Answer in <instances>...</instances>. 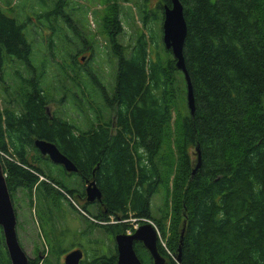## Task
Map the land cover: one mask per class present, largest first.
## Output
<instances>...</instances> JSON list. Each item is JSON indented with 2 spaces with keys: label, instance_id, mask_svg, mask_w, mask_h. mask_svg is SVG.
<instances>
[{
  "label": "trees",
  "instance_id": "16d2710c",
  "mask_svg": "<svg viewBox=\"0 0 264 264\" xmlns=\"http://www.w3.org/2000/svg\"><path fill=\"white\" fill-rule=\"evenodd\" d=\"M64 1H54L37 22L32 13L29 19V23L46 24L53 36L48 46L53 49L63 40L72 49L64 39L65 32L53 24L57 12L56 19L80 36L64 15L71 13V8L65 10L68 2ZM179 1L187 25L182 54L195 108L194 115L188 113L182 121V135L186 145L200 146L201 159L193 175L185 162L180 170L185 175L183 182H174L179 216L169 221L174 243L170 250L177 258L184 229L180 262L161 250L166 264H264V0ZM140 5L141 26L149 35L141 31L122 45L116 5H111L116 15L104 20L108 56L112 54L117 66L112 90L107 91L105 83L102 85L86 67L80 68L83 76L62 72L72 84L82 83L81 100L90 99L93 108L103 102V109L99 107L89 125L84 115L86 127L51 111L55 97L44 92L40 84L46 63L35 64V47L24 35L25 23L6 16L0 7V67L12 58L29 71L28 78L14 72L20 83L17 90L8 93V87L4 88L13 96L4 102L14 104V108L0 112V164L8 191L11 196L26 191L25 205L29 202V207L34 196L42 204L56 199L57 194L74 201L71 193L54 189L59 183L48 166L33 165L36 158L27 160L29 152L35 151L37 158L49 161L38 153L34 142L51 143L75 165L82 182H95L102 193L96 219L105 222L114 236L127 230L129 225L124 220H152V198L168 182L173 164L170 156L162 155L166 148L162 138L171 127L170 99L174 90H179L173 83L175 75H181L184 98L187 95L185 77L164 47L162 23L160 31L152 30L153 23L149 24L143 11L147 10L145 0ZM166 6H170V0H160L157 5L162 22ZM37 29V33L32 31L34 35L41 33L39 26ZM55 34V38L63 39L55 41ZM82 44L86 45L73 51L85 52L88 43L82 39ZM88 57L94 61L91 51ZM60 65L69 69L64 58ZM65 98L60 96L58 104ZM80 108L84 111L87 106L82 103ZM232 156L236 160H231ZM39 177L46 181H39ZM111 221L114 224L108 225ZM161 221L162 217L155 220ZM134 248L143 264H149L141 246ZM35 262L30 260L28 264ZM0 264H10L2 238Z\"/></svg>",
  "mask_w": 264,
  "mask_h": 264
},
{
  "label": "rangeland",
  "instance_id": "374dc122",
  "mask_svg": "<svg viewBox=\"0 0 264 264\" xmlns=\"http://www.w3.org/2000/svg\"><path fill=\"white\" fill-rule=\"evenodd\" d=\"M54 1L56 0H0V7L6 16L17 20L19 23H25L24 35L28 42L30 40L33 42L35 47L34 57L37 59L35 64L43 66L40 62L43 61L46 63L44 77L42 78V82L40 81V84L44 88V92L49 96L51 95V97H55L54 104L53 102L50 103L51 111H56L60 115L69 116V119H72L80 127H86L84 115L89 125L90 121H94L96 118L99 107L101 106V109H103V102L99 103V106L97 105L98 107L93 108V106L89 105L91 102L90 99L81 100L79 97V86H82V83H79V86L76 83L72 84L68 75L62 72L66 71L68 74L71 73L73 75L79 72L83 76L80 68L86 67L87 71L94 75L102 85L105 83L104 86L107 91L112 90L117 66L112 54L108 56L110 50L104 20L112 19L116 15L113 12L114 8L111 6L116 5L120 10L118 17L121 21V30L119 33L122 34V37H118V40L122 45L129 43L132 39L130 36L134 37L135 34L141 31L149 35L148 31L142 29L138 14V10L141 7L140 3L143 0H67L68 5L65 10L71 8V13L64 12V15L74 24L81 37L76 36L75 32L67 26H63L60 19H56L59 15L58 12L55 15V20L52 21L57 27V30L65 32L64 39L66 38L72 46V49L65 40L57 42V47L54 44L56 47L54 49L53 46L51 48V45L48 46L50 42L52 43L53 36H51V32L46 24L43 23L42 18H40L42 21L41 25H38V23L37 25L36 23H29V19L32 18L31 13L36 17L35 22H37L40 14L49 10ZM159 1L145 0L147 10H143L149 17V24L153 23L151 29L154 31H160L161 29V14L157 10ZM62 9L59 11H62ZM140 14L144 13L141 11ZM52 19H54V16ZM37 26H39L41 33L34 35L33 32L37 33L38 31ZM56 36L57 34L54 36L55 41L57 39H63V36L55 38ZM82 39L90 46L88 47L87 45V49L83 53L74 52L73 49H79L82 45H86L82 44ZM49 51L51 55H49ZM90 51L91 56H94V61L88 57ZM51 58L54 60H51ZM63 58L67 61L69 69L61 67L60 64ZM71 60L76 63H73ZM78 62H82V64H79L80 67ZM15 71H19V73H22V76L28 78L29 71L26 72L24 65L15 59L11 58L9 63H5L0 67V73L3 74L1 75L2 79H0V112L7 108H14L13 103L8 105L4 101L8 102L10 98L13 99V96L8 93H12L14 89L17 90L20 87L19 80L14 76ZM90 81L92 80L89 79L87 82L91 84ZM182 82L181 75L177 74L174 76L173 83H176L175 85H177V89L179 88V90H174L175 93L170 99L171 127L164 132V137L162 138V142L165 143L166 147L162 155L172 158V170L168 172L169 176L166 185H161L162 188L161 186L159 187V194H156L152 198L151 206L153 215L152 220L148 219L158 231L163 249L176 262L175 255L170 250V246L174 244L171 239L172 233L170 229H167L169 226L168 222H172L173 218H178L179 216L177 203L175 202L176 191L174 192V182L179 183L184 178L185 175L184 173H180V170L184 168L185 162H188L191 166L190 168L193 170L196 166L194 163L197 158L196 146L186 145L184 143L185 138L182 135V121L184 117L186 118L189 115L187 99L183 96L184 87L182 86ZM5 87H8V93L4 91ZM63 87L65 89H71V92H62ZM97 91L98 89L95 92ZM60 96L61 98H66L59 105L57 99ZM82 103L87 106V109L84 111L80 108ZM100 112V115H102V110ZM177 123H181L179 127H177ZM197 147H199L200 151V146L197 145ZM29 155L27 157L29 162L33 160L32 158H36L33 161V165L41 168L48 166L52 171L50 174L56 180L60 178L63 181L71 183V186L76 189L81 188L82 183L78 176L65 175L59 165L37 158L38 154L35 151L29 152ZM231 158V160H236L237 157L232 156ZM166 163L168 164L167 160ZM19 192L18 195H20ZM26 195L28 194L24 191L21 197H17L23 203L21 209L18 211L17 234L19 244L27 257L34 259L39 250L41 252L48 251L46 264H59L58 261L64 254V250L71 248L72 243H79L85 240L86 252L93 247L98 255L107 257L111 262L115 261L114 235L110 232L108 226H99L90 222L65 199L68 198L66 195L65 198L62 195H58L56 199H48L47 204L39 203L34 196L32 207H29V202L25 205ZM78 206L85 209L92 217H95V207L93 205H89L87 209L80 204ZM31 212L35 221L33 218H30ZM160 217H162V221L159 223L155 222ZM112 223L114 224L111 221L108 225H112ZM130 223L129 221L127 222V224ZM138 223L139 227L147 224ZM163 230H166L164 235H162ZM90 238H92V241ZM93 244L95 246H92ZM87 253L90 254V252ZM142 254L145 256V253L142 252Z\"/></svg>",
  "mask_w": 264,
  "mask_h": 264
},
{
  "label": "water",
  "instance_id": "95a60500",
  "mask_svg": "<svg viewBox=\"0 0 264 264\" xmlns=\"http://www.w3.org/2000/svg\"><path fill=\"white\" fill-rule=\"evenodd\" d=\"M162 41L167 51H170L175 60V68L181 71L187 83V106L191 116L194 115V98L192 94L191 84L184 67L183 47L185 43L187 25L183 15V6L179 0H170V6L164 7L163 22H162ZM38 152L47 156L54 164L62 165L68 173L77 171L75 165L67 159L55 145L43 140L34 142ZM197 163L192 171V175L196 173L200 166V151L196 148ZM86 201L93 203L100 201L102 193L96 186L95 182L87 183ZM16 216L12 205L10 193L8 191L5 176L0 164V229L3 234L5 249L8 255L10 264H28L29 260L19 245L16 233ZM183 232L180 233L178 242L177 263L180 262V249L183 244ZM155 228L150 224L141 225L131 235L116 234L114 236V244L116 247V264H142L134 251V244L141 243L143 248L149 253L153 264H164L163 258L159 255L157 242L159 241ZM159 243V242H158ZM160 246V245H159ZM82 257L80 250L69 253L66 257V264H79Z\"/></svg>",
  "mask_w": 264,
  "mask_h": 264
},
{
  "label": "flooded vegetation",
  "instance_id": "af4514ba",
  "mask_svg": "<svg viewBox=\"0 0 264 264\" xmlns=\"http://www.w3.org/2000/svg\"><path fill=\"white\" fill-rule=\"evenodd\" d=\"M78 64H82V62H78ZM60 166H61L64 174L66 173L65 175L70 176V175H76L77 174V172L68 173V172H66L64 170L62 165H60ZM80 181L82 183L81 184V188L80 189H76V188L71 186V183L63 181V180H61L59 178V179H57V182L59 184L55 185L54 189L57 191V193H63V194H65V192L71 193V197L74 199L75 204L78 203V204H80L82 207H84L86 209H87V207L89 205H93L95 207V217H98L97 214L101 211L100 207H99V203H98L99 201H95L93 203H89V202L86 201L85 189H86L87 183H89V182H82L81 178H80ZM19 191H22V192H19ZM19 191H17L15 194H13V196H11V194H10L11 201H12L13 208H14V212H15V216H16V222H18V215H19L18 211H19V209H21V205L23 204V203H21V200H18V198L22 196V193L24 191L23 190H19ZM18 192L20 193V195H18ZM56 197H58V194L56 195ZM67 201H69V200H67ZM74 201H72V202H74ZM69 203H70V201H69ZM70 204H72V203H70ZM78 212L82 216H84L86 219H88L90 222H92L94 224H97L99 226H102V223H99V222H102V221L101 220H97L95 217H92L91 215H89L85 209L80 210ZM33 213H35V212L33 211ZM30 218H33L32 212L30 214ZM33 220L35 221L34 218H33ZM16 228H17V226H16ZM166 230H164V234H165ZM125 232L120 233V234H124ZM1 238L3 239V234H2V231L0 229V241H1ZM90 240L92 241V238H90ZM85 245H86L85 244V240H83V242H79V243H72L71 244V246H72L71 248H69L67 250H64V254L62 255V257L58 261L59 264H66L67 255L69 253L73 252V251H76V250H80L81 253H82V257L79 260V264H97V261L99 262L98 264H116V257L114 259L115 261L111 262V261H109L107 259V257L104 258L105 256L98 255L97 251L93 247L88 249L89 251L87 250V252H90V254H88L85 251ZM136 245H140L141 248L145 251V256H144L145 261H147L149 264H153L152 261H151V257L149 255V253L143 248L142 244L141 243H135L134 246H136ZM158 245H159V243L157 242V249H158L159 255L161 256V258H163L164 264H166V256L164 255V253L162 252L161 248H159ZM114 249H115V252H116L115 244H114ZM134 251L136 253V256L140 259L141 263L143 264L140 256L136 252L135 248H134ZM47 255H48V251H42L41 252L39 250L37 252L36 257H34V259H31L30 257H27V258H28L29 261L30 260H35L37 262V264H46V256ZM115 255H116V253H115ZM100 257H102L103 259L100 258Z\"/></svg>",
  "mask_w": 264,
  "mask_h": 264
},
{
  "label": "built area",
  "instance_id": "2783aa9c",
  "mask_svg": "<svg viewBox=\"0 0 264 264\" xmlns=\"http://www.w3.org/2000/svg\"><path fill=\"white\" fill-rule=\"evenodd\" d=\"M40 179L42 180V179H44V178H42V177H40ZM68 197V196H67ZM131 222L130 224H129V229L126 231L127 232V234H130L131 232H133V231H136L137 229H138V227H139V223L138 222H140V223H149V224H152V223H150L149 222V220L148 219H130V220H124L123 222L124 223H127V222ZM100 223H102V224H106V223H104V222H100ZM157 234H158V232H157ZM158 238H159V244H160V246L163 248V246H162V244H161V238H160V236H159V234H158ZM166 252V251H165ZM166 254H167V252H166ZM169 255V254H168Z\"/></svg>",
  "mask_w": 264,
  "mask_h": 264
},
{
  "label": "crops",
  "instance_id": "0c3cea01",
  "mask_svg": "<svg viewBox=\"0 0 264 264\" xmlns=\"http://www.w3.org/2000/svg\"><path fill=\"white\" fill-rule=\"evenodd\" d=\"M45 157H47V156H45ZM48 158V157H47ZM49 160V159H48ZM50 161V160H49ZM51 162V161H50ZM53 163V162H52ZM58 165V164H57ZM60 166V165H59ZM61 167V166H60ZM70 203H73V202H71L70 201ZM81 209V208H80ZM77 210V209H76ZM78 211V210H77ZM92 246H95L94 244L92 245ZM116 253V252H115ZM103 256V255H102Z\"/></svg>",
  "mask_w": 264,
  "mask_h": 264
}]
</instances>
